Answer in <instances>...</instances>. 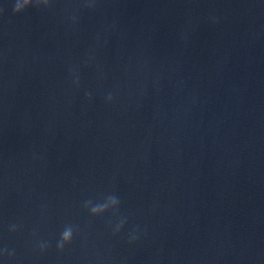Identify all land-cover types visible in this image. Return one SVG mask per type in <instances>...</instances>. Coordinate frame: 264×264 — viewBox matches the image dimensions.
<instances>
[{"label":"water","instance_id":"1","mask_svg":"<svg viewBox=\"0 0 264 264\" xmlns=\"http://www.w3.org/2000/svg\"><path fill=\"white\" fill-rule=\"evenodd\" d=\"M15 2L0 264H264V0Z\"/></svg>","mask_w":264,"mask_h":264},{"label":"clouds","instance_id":"2","mask_svg":"<svg viewBox=\"0 0 264 264\" xmlns=\"http://www.w3.org/2000/svg\"><path fill=\"white\" fill-rule=\"evenodd\" d=\"M49 3L50 0H16L13 7V11L14 13H20L25 9H27L29 6H35L37 8L41 6L48 7ZM84 6L88 8H94L95 7L94 0H85ZM72 19L73 21H75L76 17L73 16ZM74 83L78 86L79 79L77 78L76 80H74ZM86 97L88 99H91V94L86 93ZM106 99L107 101H111L113 97L109 93ZM119 204H120L119 198L116 195L111 194L106 197V200L103 203L92 205V202L88 201L84 206L88 208L92 216H98L109 211L110 209H117ZM124 222H125L124 220H121L120 224H118L115 229L116 232L120 231V229L123 227ZM11 230L15 231L16 230L15 226H13ZM74 231H75V227L73 225L67 224L64 226L63 230L60 233V239L57 241L56 244L58 250L62 251L65 245L70 244L72 242ZM136 239L137 237L133 236L129 242L133 243L135 242ZM48 246L49 245L46 242L40 243L39 245L40 251H45Z\"/></svg>","mask_w":264,"mask_h":264}]
</instances>
